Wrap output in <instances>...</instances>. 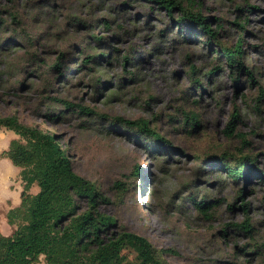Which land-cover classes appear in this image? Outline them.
Masks as SVG:
<instances>
[{
	"label": "rangeland",
	"instance_id": "1",
	"mask_svg": "<svg viewBox=\"0 0 264 264\" xmlns=\"http://www.w3.org/2000/svg\"><path fill=\"white\" fill-rule=\"evenodd\" d=\"M179 1L210 18L223 45L243 37V60L255 82L245 72L233 82L231 68L214 50L219 42L210 47L198 26H179V7L172 15L151 0H0L7 18L0 26V116L18 115L22 123L55 134L74 170L110 199L100 209L158 250L170 249L160 252L167 264H264V182L224 181L226 172L216 164L221 156L233 161L250 155L264 175V0ZM93 35L105 36L106 44L97 45ZM105 52L106 62L98 56ZM89 53L96 58L87 66ZM127 53L133 63L124 66ZM193 66L203 88L187 75ZM57 99L74 106L58 108L63 104ZM63 110L61 119L44 115ZM235 111L240 119L228 136ZM119 117L148 120L174 148H147ZM17 144L27 146L28 140L1 126L0 156ZM15 166L13 190L22 198L23 167ZM39 190L34 183L29 192ZM192 195L220 204L204 215ZM243 202L252 234L235 226L246 217ZM15 220L25 222L21 214ZM125 254L126 264H136L132 247Z\"/></svg>",
	"mask_w": 264,
	"mask_h": 264
},
{
	"label": "trees",
	"instance_id": "2",
	"mask_svg": "<svg viewBox=\"0 0 264 264\" xmlns=\"http://www.w3.org/2000/svg\"><path fill=\"white\" fill-rule=\"evenodd\" d=\"M151 1L166 7L172 15L176 7L181 8L184 15L177 19L179 26L184 21L192 27L198 26L208 36L203 43H208L210 47L213 42H219L218 32L211 27L210 18L207 16L184 9L179 0ZM250 7L254 9L253 6ZM7 15L13 22H17L16 12L10 11ZM4 16V12H0V26L6 22L7 18ZM100 23H105L108 28V22L104 19ZM235 24L243 27L239 22ZM93 38L97 45L106 44L105 36L93 35ZM243 41L241 36L236 45L226 46L219 42L214 47L215 52L221 56L220 61L225 60L231 68L230 77L236 84L244 72L248 74L250 81L255 82L252 69H247L243 60L245 53ZM91 47L93 44L89 43L84 48L85 53L89 52ZM98 56L106 57L105 62L110 60L108 52L98 53ZM62 57L63 54L58 57L56 65L60 72L63 68L60 65ZM95 58L96 55L89 53L84 58L83 64L90 66ZM129 63L133 61L127 53L124 55L123 64L126 66ZM219 68L220 66L215 67L207 72V75H213ZM198 71V68L193 66L187 75L192 78L193 84L203 88L201 79L197 77ZM261 93L264 95V89ZM57 101L63 104L58 108L65 107L64 110L74 106L65 99H57ZM64 110L58 115L54 113L44 115L49 119H61L66 113ZM239 119L240 113L235 111L225 129L228 136L235 134ZM116 121L124 125V130H133L136 136H140L142 144L147 148H155L157 151L169 146L174 148L169 140L150 126L148 120L142 118L127 120L119 117ZM1 126L13 129L24 136L28 140V145L17 144L16 148H11L8 153L14 165L23 167L21 175L24 189L21 206L8 213L9 222L17 226L14 234L6 237L0 233V264H36L42 254L47 264H126L127 247H132L136 251V264H167L160 256V252L170 249L158 250L146 237L129 230L115 216L106 214L100 209L101 205L109 203L110 199L92 181L74 170L68 151L61 147L60 139L55 134L22 123L18 115L0 116ZM217 160L219 161L216 164L226 172L227 179L224 181L237 183L243 179L248 183L253 178H258L264 182L262 169L256 165L258 160L255 157L244 155L240 159L227 161L226 157L221 156ZM135 174L139 176L140 170L138 169ZM34 183L40 187L37 194L29 192ZM244 191L243 188L240 189V197L243 196ZM189 198L204 215H209L215 205L220 204L219 200L208 201L206 197L196 199L192 195ZM242 208L246 217L235 226L245 233L252 234L255 226L248 202H243ZM19 214L25 221L21 225L15 220Z\"/></svg>",
	"mask_w": 264,
	"mask_h": 264
},
{
	"label": "crops",
	"instance_id": "3",
	"mask_svg": "<svg viewBox=\"0 0 264 264\" xmlns=\"http://www.w3.org/2000/svg\"><path fill=\"white\" fill-rule=\"evenodd\" d=\"M4 150L3 145L0 146V155ZM18 170V167L14 165L8 156H0V233L6 237L12 236L17 228L15 224L9 222L8 213L10 210L20 207L22 203L18 191L13 190L15 173ZM21 190H23V185L20 184L19 192ZM36 264H47L43 254Z\"/></svg>",
	"mask_w": 264,
	"mask_h": 264
}]
</instances>
